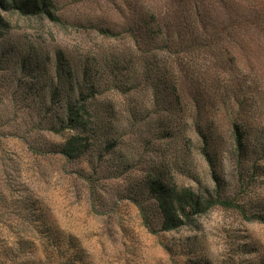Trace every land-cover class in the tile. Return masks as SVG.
Masks as SVG:
<instances>
[{"label": "rangeland", "instance_id": "obj_1", "mask_svg": "<svg viewBox=\"0 0 264 264\" xmlns=\"http://www.w3.org/2000/svg\"><path fill=\"white\" fill-rule=\"evenodd\" d=\"M50 1L57 22L2 15L0 241L44 259L49 227L56 264H264V0ZM75 135L87 152L59 157ZM172 186L231 206L163 232Z\"/></svg>", "mask_w": 264, "mask_h": 264}, {"label": "trees", "instance_id": "obj_2", "mask_svg": "<svg viewBox=\"0 0 264 264\" xmlns=\"http://www.w3.org/2000/svg\"><path fill=\"white\" fill-rule=\"evenodd\" d=\"M11 7L16 8L23 15L30 17H43L50 21L57 22L58 17L55 13V8L50 0H0V29L3 26L2 15H5ZM249 13L253 15V18L245 20L247 24L253 25L256 21L254 19H261V12L254 4ZM240 19V20H241ZM263 19V17H262ZM237 20L236 24L239 25ZM81 108L73 109L67 112L65 117L64 129H79L83 124V115L80 113ZM54 133L60 131L53 129ZM234 142L239 148L242 147L243 135L240 133L237 126L234 128L233 133ZM87 141V140H86ZM82 140L81 136H71L61 146L59 150V157L66 160H75L80 158L87 152L89 145ZM164 188V187H162ZM154 191L157 195V203L161 213V231L171 232L178 231L185 226L193 224V222L201 215L206 214L215 206L229 207L231 203L229 201H222L218 197H204L201 194H196L194 191L186 188H178L172 186L169 189H157L154 187ZM17 219L21 218V215L16 216ZM32 217V215H31ZM41 222H46L47 216L41 217ZM22 220L27 221V217ZM33 221H36L33 219ZM42 235V243L45 251L44 259H31L30 253L23 251L27 242L24 241L27 235L22 231L14 232L11 236H4L0 241V254L4 256L5 261H1L0 264H56L54 262L56 247L55 238L53 236V230L49 227L40 231ZM5 245V249L3 246ZM69 249V248H68ZM70 250V249H69ZM63 264H88L84 259H63Z\"/></svg>", "mask_w": 264, "mask_h": 264}]
</instances>
